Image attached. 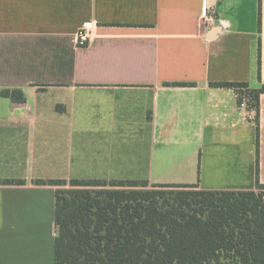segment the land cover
<instances>
[{
  "label": "crops",
  "instance_id": "0c3cea01",
  "mask_svg": "<svg viewBox=\"0 0 264 264\" xmlns=\"http://www.w3.org/2000/svg\"><path fill=\"white\" fill-rule=\"evenodd\" d=\"M217 82L264 83V0H0V264H54L38 180L264 183V93L258 156L256 109Z\"/></svg>",
  "mask_w": 264,
  "mask_h": 264
},
{
  "label": "trees",
  "instance_id": "16d2710c",
  "mask_svg": "<svg viewBox=\"0 0 264 264\" xmlns=\"http://www.w3.org/2000/svg\"><path fill=\"white\" fill-rule=\"evenodd\" d=\"M212 86L234 88L240 105L249 98V107L257 111L259 156L264 83L259 89L243 82ZM37 182L58 187L54 264H264L259 174L252 190L147 180Z\"/></svg>",
  "mask_w": 264,
  "mask_h": 264
},
{
  "label": "built area",
  "instance_id": "2783aa9c",
  "mask_svg": "<svg viewBox=\"0 0 264 264\" xmlns=\"http://www.w3.org/2000/svg\"><path fill=\"white\" fill-rule=\"evenodd\" d=\"M215 17L216 16H215L214 10H211L209 6L205 4L204 19L207 21H214ZM97 27H98L97 25H94L93 27H82L77 33V37H76L77 47L87 46L90 43L92 37L94 36ZM249 101H250L249 98L245 96L241 105L249 106Z\"/></svg>",
  "mask_w": 264,
  "mask_h": 264
}]
</instances>
